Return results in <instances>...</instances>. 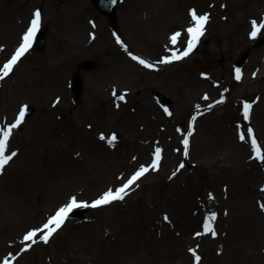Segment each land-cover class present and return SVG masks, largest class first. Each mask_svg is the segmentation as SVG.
<instances>
[{"label":"rangeland","instance_id":"1","mask_svg":"<svg viewBox=\"0 0 264 264\" xmlns=\"http://www.w3.org/2000/svg\"><path fill=\"white\" fill-rule=\"evenodd\" d=\"M123 5H140L137 14L147 19V27L150 18H165L134 45ZM37 11L47 30L43 50L32 49L0 80V132L23 105L32 107L9 137L6 154L17 155L0 170V264H156L154 256L173 252L181 239L187 240L186 256L168 258V264H264V159L251 143L256 140L264 157V29L252 40L245 36L253 21L264 23V0H123L115 25L91 0H0V68ZM192 13L208 17L199 49L181 64L156 67L160 51L150 42L196 26ZM230 46L232 54L225 56ZM95 51L107 60L123 55L127 61L93 75ZM136 52L151 67L128 59ZM71 61L87 74L78 96L71 88L75 75L62 64ZM252 72L257 78L250 79ZM247 79L253 88L242 92ZM154 91L170 100L168 111ZM177 92L186 106L194 105L190 100L219 104L208 113L187 108L184 113ZM245 104L251 105L247 119ZM186 122L195 130L187 155ZM171 131L176 138L168 141ZM156 148L163 149L161 163L124 199L104 205L100 213L86 209L82 220L66 222L47 243L40 231L24 241L72 197L87 201L114 191ZM99 171L104 180L88 195L81 193L83 178ZM213 213L215 236L204 231Z\"/></svg>","mask_w":264,"mask_h":264},{"label":"snow or ice","instance_id":"2","mask_svg":"<svg viewBox=\"0 0 264 264\" xmlns=\"http://www.w3.org/2000/svg\"><path fill=\"white\" fill-rule=\"evenodd\" d=\"M115 2V0H113ZM193 20L195 21L196 26L190 27L187 29V32L189 34V40L187 43V47L179 54L176 52H173L171 55V60H179L182 59L185 56H188L189 53L193 50V48L196 46L197 41L199 40L200 36L203 34V28L204 24L207 22L208 17L207 15H200L197 16L195 13H192ZM40 19L41 14L39 11L35 12L33 14V19L31 20L30 26L28 27L26 33L24 34L22 38V43L19 45V47L16 49L15 53L12 55V57L3 65L2 68H0V80L4 79L9 75V73L12 71L13 66L19 61V59L29 50V48L32 45L33 38L36 35V32L40 25ZM261 28H264V23L257 24V22L253 21V30L251 32V36L254 38L258 32L261 30ZM180 36V33L177 32L170 37V42L175 45L178 38ZM119 42V41H118ZM134 60H138V62L146 67H151L150 64H148L145 60L140 59L136 56L132 57ZM162 63H168L170 60L168 58L162 59ZM237 79L240 78L239 70H237ZM115 94V93H114ZM124 96L120 95L119 99L123 100ZM211 107V106H209ZM251 105L245 104L244 105V116L245 119L248 118V113ZM25 114V109L22 108L20 110V113L16 119V121L12 124H10L5 130L0 132V170H3L5 166L17 155L16 152H11V154H6V147L9 141V137L12 133V130L17 128ZM253 130L251 128L248 129V136H252ZM101 139H105L104 136H101ZM116 139V136L113 135L111 138H109L108 142L111 144ZM241 140H244L245 137L242 135L240 137ZM254 149L256 150L257 157L264 159V157H260L259 150L256 149V140L252 139L251 141ZM183 144L185 146V155H187V146H188V139L185 137L183 140ZM160 159V149L157 148L155 150V156L152 161L151 167L153 169L158 167ZM180 167H183V164H181ZM149 169L147 167L141 166L140 169H138L131 177H129L126 182L122 184L121 187L116 188L114 191L112 189L107 190L106 192L102 193L96 200L91 202V204L87 203H78L75 197H72L65 206L60 207L56 213L49 217L47 222L43 224L42 229L38 230H31L26 233L24 236V241H33L34 237H36L37 232H43V235L40 236V239H42L45 243L48 242L49 237L52 236L54 232L57 231L61 227V225L64 223L65 219L68 217L69 213L74 208L79 207H92L96 208L102 205H107L113 201L116 200H122L124 199V196L128 194V190L130 187L139 180ZM175 174V173H174ZM216 216L215 213H213L210 217L206 218L205 224H204V231L211 233L213 236L216 235V233L212 229V225L210 221L215 220ZM167 219V218H166ZM199 235V233H197ZM30 246V245H29ZM200 257L196 256V260L199 261ZM4 264H8L7 261L4 262Z\"/></svg>","mask_w":264,"mask_h":264},{"label":"bare ground","instance_id":"3","mask_svg":"<svg viewBox=\"0 0 264 264\" xmlns=\"http://www.w3.org/2000/svg\"><path fill=\"white\" fill-rule=\"evenodd\" d=\"M137 7L139 8L140 5H137L135 8H132L130 6H126L125 7V5H123V7L120 8L121 14H122V17H123V22L128 26L129 31L131 32V34H129V35H130L131 40H132V43L134 45H139V44H141L142 41H144L145 38L143 37V34H144L145 31H148V27L151 30V28L154 27V25H155V21L157 22V21H160L159 20L160 18H165V14H161L157 18H150L149 21H151V22L148 23V27H147V21H146L147 19H145V21H143L144 16L137 14ZM161 11H164V10L162 9ZM212 19H213V17H212ZM178 22H180V21H178ZM79 26H80V23H78V22H76V23L73 24V27H75V29L78 28ZM81 27H80V29H81ZM204 27H207V23L204 24ZM183 28H182V31L180 32V36H179V38H178V40H177V42H176L175 45H173L170 42V37H166L167 38L166 41H165V39L163 37V40H161L159 43H157L156 40L154 42H150V44L152 45V47H153V49L155 51L156 50L158 52L160 51L158 53V57H159L160 61L162 59H165V58H168L170 60V62H168L169 63L168 65L162 66V69L163 68H166V67H170V66L176 65V62H175L176 60H171V55H172L173 52H176L178 54V52L181 50V48L187 43L188 33H187L186 30H183ZM252 29H253V27L250 28L249 37H252L251 36V30ZM262 32L259 35H261ZM247 34L248 33L246 32L245 36ZM203 38H202V40H203ZM131 47H133V46L131 45ZM233 47L234 46H230V48L229 49H226L225 53H223V54L225 56L231 55L232 54V50L234 49ZM134 48H137V47H134ZM198 48H199V46L197 48L194 47L193 48L195 50L194 52H196L198 50ZM122 52L126 56V54H127L126 51L123 50ZM94 53H95V55L93 54V57L92 58L90 57L91 60L95 61L96 64H97L96 67H95V70H94L93 75L96 74V73L101 74L102 71L104 69H106V68L107 69L108 68H111V69L117 68V67L120 66V64L122 62H126L127 61V59L123 55H117V57H115L114 59L108 58L109 60H107V59H105V58L102 57L103 54H100L99 52H97V54H96V51ZM136 57L141 58V53L136 52ZM128 59L129 60H134L132 57H129ZM106 60H107L108 63L106 62ZM20 61H21V59L19 60V62ZM136 61H138V60H136ZM182 62L183 61L181 60L180 63H178V64H181ZM62 64L63 65L64 64H67V66L65 65L64 67H66L67 70L68 69L72 70L73 74L76 75L77 77H79L80 80L83 81V83L87 79V76H86L87 74L78 72L75 69L74 64H73L72 61L69 62V63L62 62ZM129 64L130 65H133L131 63H129ZM133 66H136V65L134 64ZM260 69L263 70V67H261ZM107 71H109V70H106L105 72H107ZM251 75H253V76H251L250 79L257 78L256 77L257 75L254 74V72H252ZM85 77H86V79H85ZM239 83H241V82L238 81V84ZM148 85L149 84H147V86ZM248 87H251V90H252V88H253V81H250V80L247 79V81H245V83L243 85L242 92H246L247 91L246 88H248ZM193 101L194 100H190L189 104H194V105H187L186 106L185 101H183L182 100V96H180V92H177L176 103L177 104H180V103L182 104L184 102V104L181 105V107H182L181 110L184 113L186 111H189L187 109H193V110H195L194 112H196V111H203L204 113H208L209 111L212 110V108H213V106L215 104H219V102H217V103H214V104L207 105L206 104L207 102L204 101V100H200L197 103H195ZM209 106H211V107H209ZM37 109L38 110L39 109L40 110H43V107L42 106H37ZM191 113H193V112H191ZM186 126L187 125L184 124V130H186ZM194 137H195V133L194 132H192V133L190 132L189 133V139H188L189 146L192 144ZM168 138H169V140H168ZM168 138H165L164 139V144L163 143L161 144V148L164 147V145L167 143V140L168 141H171L174 138H176L175 133L173 131H171ZM162 151H163V149H162ZM141 159L143 160V158H141ZM141 163H143V161H141ZM149 168H151V167H149ZM220 168L222 169L223 166H220ZM224 169H225V167H224ZM104 173L105 172L99 171V173L95 177H93V178L90 177V176L88 177V175H86V177L83 178V179H85L86 184L84 185L85 187L83 188V190L81 191V193H84L85 192L86 195H88L90 193L89 191H90V189L92 187L94 188V186L98 185V182H102V180H104ZM81 200L84 201V199H81ZM90 200H87V201L89 202ZM41 201H44V200H41ZM99 207H96V208L90 207L89 211H91V212H97V213L99 212L100 213L102 207L101 206H99ZM186 241L184 239H181L179 242H177L176 245H175V247H173V252L163 250L161 252V254H158V255L154 256L152 262L153 263H156V264H168V263H170L172 261V259H168V258H176V256L179 255V254L186 256L184 254V251H182L183 244L185 245ZM186 252H187V250H186ZM141 261H144V260H141ZM206 263L207 264H210V263L216 264V263L210 262V261H206ZM217 264H220V262L217 263ZM225 264H228V262H226Z\"/></svg>","mask_w":264,"mask_h":264},{"label":"water","instance_id":"4","mask_svg":"<svg viewBox=\"0 0 264 264\" xmlns=\"http://www.w3.org/2000/svg\"><path fill=\"white\" fill-rule=\"evenodd\" d=\"M99 4H101V1H99ZM96 5H98L97 0H96ZM99 7H100L101 9L104 8L103 5H100ZM110 16H111V18L113 19V14H112V13L110 14ZM43 31H44V30H43ZM42 36H43V35H42ZM42 46H43V41H42V38H41V43H40V44L37 43V44H36V47H37V49H40V48H42ZM78 88H79V85H78V82L76 81V83H75V90L78 91ZM161 99H162L163 102H166V103H167V100H166V99H164L163 97H161ZM72 216L75 217V219H80V218L82 217V214H79V215H77V216H75V215H72Z\"/></svg>","mask_w":264,"mask_h":264}]
</instances>
